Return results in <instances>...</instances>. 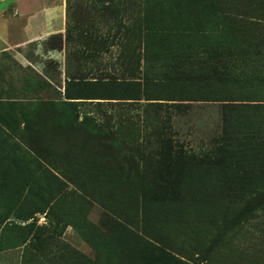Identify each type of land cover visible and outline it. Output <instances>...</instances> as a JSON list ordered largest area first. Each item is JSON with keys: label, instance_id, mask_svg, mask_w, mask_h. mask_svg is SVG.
<instances>
[{"label": "rangeland", "instance_id": "rangeland-1", "mask_svg": "<svg viewBox=\"0 0 264 264\" xmlns=\"http://www.w3.org/2000/svg\"><path fill=\"white\" fill-rule=\"evenodd\" d=\"M197 1L145 0L161 32L147 53H182L204 78L144 86L141 100H122L140 99V0H66L63 38L23 60L0 52V264H139L155 247L188 264H264V208L235 219L264 185V0ZM66 86L97 100L67 101ZM156 94L193 108L163 115L142 100ZM75 110L114 125L106 170L87 164ZM146 115L171 116L174 140L199 149L136 181L118 156L144 150Z\"/></svg>", "mask_w": 264, "mask_h": 264}, {"label": "trees", "instance_id": "trees-1", "mask_svg": "<svg viewBox=\"0 0 264 264\" xmlns=\"http://www.w3.org/2000/svg\"><path fill=\"white\" fill-rule=\"evenodd\" d=\"M220 1V4L224 3V0H199L197 3L199 5H216ZM144 5V6H143ZM145 8V0H140V46H142V54H140V83L131 82L133 85L139 87L137 89L140 94V99H137V96L130 97L126 99H122L124 101H136L141 100V97L145 95L144 86H176L181 83H202V72H191V70L187 69L188 67H192L190 63V58L188 56H182V53H177L176 55L170 56H157L151 53H147V48L149 45L146 42L148 37L161 33L159 30L153 28V22L151 20L150 14L144 13ZM164 31V30H161ZM181 66H184L182 69ZM187 66V67H186ZM210 72V71H209ZM207 74V73H206ZM204 76H206L204 74ZM201 79V80H200ZM204 81V80H203ZM206 81V79H205ZM69 82H66L68 86ZM64 89V99L65 100H97V98H83L78 95L73 96L69 92L68 87ZM145 97V96H144ZM147 98L142 100L148 101H163V103H158V105L154 106L155 111L162 112L166 110V114L168 115V110L173 111L174 113H186L193 108V106H189L188 103L182 104V100L175 99H165L161 94H156V96H147ZM102 100H112V99H102ZM188 101V100H186ZM170 102L169 104H166ZM79 103V102H78ZM91 103V102H89ZM96 106L101 107V104L96 103ZM186 110V111H185ZM228 113L223 114L222 119H226ZM74 118L77 120L80 116L79 112L76 110L73 112ZM81 120L78 122L79 125L74 129L75 132L81 131L83 134L81 138V144L87 145L86 147L90 150L89 157H85L88 160L87 164L98 161L99 165L104 167V170L107 169L109 164L110 153H108L109 145L113 141V137L116 135L112 127L113 124H110L108 120L103 118L102 120H95L94 118L88 117L87 114H81ZM162 119L151 120L152 118L148 115L140 118V147L144 148L140 151V154L134 155H123L118 156V163L123 166H127L126 173L134 177L136 181L143 180L145 177V173L148 170L155 171L158 173H162L166 170H170L174 168L178 163H186L187 161H194V158H191L190 154L193 150L199 149L197 147H193L188 145L184 147L182 144L177 143L174 138L176 137V130L173 126L170 125L171 116L161 117ZM165 118V119H163ZM200 126V125H199ZM198 126V131L200 127ZM206 127V125H202ZM224 136L225 146L230 149H235L237 146V142L232 140H228V134L221 131V135ZM230 135V133H229ZM146 138L154 139L150 145H153V153H149V150H146L147 141ZM212 152H210L211 154ZM197 156V158H199ZM252 170H255V167H251ZM260 169H264V167L258 168V173H260ZM51 179L58 182L56 178L53 176H49ZM165 179V176H162ZM261 181H264V178H261ZM252 199H250V203H248L241 211L236 215V221H241L246 215L249 213H253L258 211L260 208H264V185H257L255 187V191L251 195ZM52 199L47 203L50 204ZM137 263L140 264H188L175 256L165 251L160 247H155L149 251L147 254L140 253L137 254Z\"/></svg>", "mask_w": 264, "mask_h": 264}, {"label": "crops", "instance_id": "crops-1", "mask_svg": "<svg viewBox=\"0 0 264 264\" xmlns=\"http://www.w3.org/2000/svg\"><path fill=\"white\" fill-rule=\"evenodd\" d=\"M65 3L66 0H0V52L23 60L21 48L54 36L63 38Z\"/></svg>", "mask_w": 264, "mask_h": 264}]
</instances>
